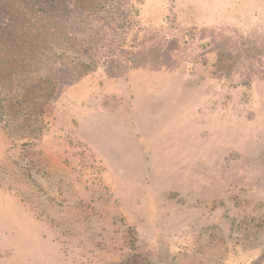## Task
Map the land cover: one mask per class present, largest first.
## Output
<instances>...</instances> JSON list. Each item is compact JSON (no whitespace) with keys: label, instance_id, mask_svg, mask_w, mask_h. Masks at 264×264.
I'll list each match as a JSON object with an SVG mask.
<instances>
[{"label":"rangeland","instance_id":"1","mask_svg":"<svg viewBox=\"0 0 264 264\" xmlns=\"http://www.w3.org/2000/svg\"><path fill=\"white\" fill-rule=\"evenodd\" d=\"M0 264H264V0H0Z\"/></svg>","mask_w":264,"mask_h":264}]
</instances>
